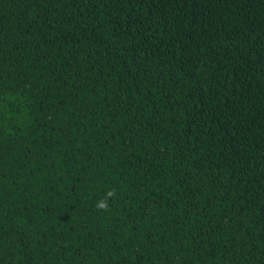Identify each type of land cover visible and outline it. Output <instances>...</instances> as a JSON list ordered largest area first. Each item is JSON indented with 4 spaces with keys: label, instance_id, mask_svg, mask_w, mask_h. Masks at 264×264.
<instances>
[{
    "label": "trees",
    "instance_id": "trees-1",
    "mask_svg": "<svg viewBox=\"0 0 264 264\" xmlns=\"http://www.w3.org/2000/svg\"><path fill=\"white\" fill-rule=\"evenodd\" d=\"M0 264H264V0H0Z\"/></svg>",
    "mask_w": 264,
    "mask_h": 264
},
{
    "label": "clouds",
    "instance_id": "clouds-1",
    "mask_svg": "<svg viewBox=\"0 0 264 264\" xmlns=\"http://www.w3.org/2000/svg\"><path fill=\"white\" fill-rule=\"evenodd\" d=\"M113 195H114L113 192H109V193L107 194L108 197H112ZM97 207H98V208H101V209H103V210H106V209H107V202H106V201H104V202H98Z\"/></svg>",
    "mask_w": 264,
    "mask_h": 264
}]
</instances>
